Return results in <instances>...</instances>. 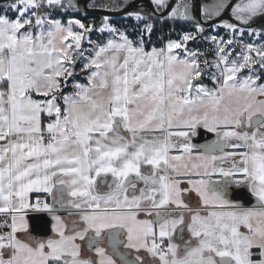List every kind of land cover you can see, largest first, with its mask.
<instances>
[{
	"label": "snow or ice",
	"instance_id": "snow-or-ice-1",
	"mask_svg": "<svg viewBox=\"0 0 264 264\" xmlns=\"http://www.w3.org/2000/svg\"><path fill=\"white\" fill-rule=\"evenodd\" d=\"M109 6L95 0L87 5ZM150 6L154 10L143 16L139 8L126 13L143 28L121 30L103 17L99 31L108 38L99 43L90 39L94 21L64 22L48 12L75 8L74 0H0V229H7L0 231V264H115L97 246L105 232L113 244L126 233L124 247L146 251L151 264H264V98L258 99L264 97V23L253 29L257 19L264 20V0L231 6L242 27L222 21L227 40L203 35L197 23L180 40L148 51L145 32L155 26L147 21L170 5L150 0ZM190 7H172L168 16L187 19ZM224 9L220 0L203 11L211 20ZM245 31L260 42H245ZM197 33L215 47L188 50ZM85 39L90 49L82 47ZM174 49H183L185 58ZM204 56L213 59L201 66ZM81 59L87 84L74 80L65 95L60 90ZM210 69L219 72L210 73L212 88L197 80ZM33 92L44 99H34ZM198 126L216 133V140L191 143L189 134L195 136ZM173 136L188 141L180 143V155L169 154L176 147ZM226 161L229 166H221ZM191 175L200 179L183 187L180 177ZM98 178L106 193L97 190ZM245 188L256 200L252 207L232 199ZM34 189L77 210L84 226L77 230L74 221L67 235L54 205L29 203ZM193 192L198 200L189 205L182 197ZM29 211L51 214L53 236L30 234ZM139 213L152 219H138ZM77 239H87L99 259L81 258ZM116 254L122 264H145L140 255L129 261Z\"/></svg>",
	"mask_w": 264,
	"mask_h": 264
},
{
	"label": "water",
	"instance_id": "water-1",
	"mask_svg": "<svg viewBox=\"0 0 264 264\" xmlns=\"http://www.w3.org/2000/svg\"><path fill=\"white\" fill-rule=\"evenodd\" d=\"M179 0H168L170 7L163 10V14L157 13L158 19L165 17L168 15V12H170L171 8L174 7V5ZM220 0H189L188 4L192 5L188 11V18H180L175 17L176 20H184L190 23L197 24L199 23L203 28L210 27L215 24H222V21H229L233 23H237L238 27H242L239 25V22L235 21L234 17L230 14L231 6H234L236 3H239L240 0H223L225 4V9L222 11V16L220 18H217L216 16H213L211 20L208 18H203V16L206 17L205 12L203 11L204 8H212L217 3H219ZM84 4V3H83ZM123 7L121 10H118L117 12H114L113 10L108 9H93L88 10L85 7H79L78 9L84 12H95L98 14L99 22L103 19V17H125L126 13L128 11L134 10V8H139L142 11V16L144 14V11L154 10L155 6H150V0H124ZM129 5H132L129 7ZM173 18V17H170ZM264 21V20H262ZM259 23V20H256V23L253 25V29L257 28V25ZM78 63V62H77ZM76 63V65H77ZM75 65V66H76ZM201 77L197 78L199 81ZM196 80L194 81L195 84ZM216 133L214 132H208L207 129L202 128L201 126L197 128V133L195 136L191 137V141L195 145H205L209 144L212 141L216 140ZM51 201L48 203L50 205H54L56 211L55 214L59 215L62 220L64 221V215L67 211H77L75 209H69L65 207H61L58 204H54L53 200V194H51ZM232 199L234 201L238 200L241 202V204L244 207H252L256 200L254 197L251 196L250 193H248L247 189L238 190L233 196ZM26 218L29 221L30 224V232L34 234H38L40 238H47L49 236H52L51 231V225L53 223L51 219V214L47 212H31L29 211L27 213ZM93 235V234H92Z\"/></svg>",
	"mask_w": 264,
	"mask_h": 264
},
{
	"label": "flooded vegetation",
	"instance_id": "flooded-vegetation-1",
	"mask_svg": "<svg viewBox=\"0 0 264 264\" xmlns=\"http://www.w3.org/2000/svg\"><path fill=\"white\" fill-rule=\"evenodd\" d=\"M188 1L189 0H179L174 5V7H177L178 5H182L183 3H188ZM92 2H93V0H74V3L77 5V7H75V8L52 9V10L55 11V13L60 14V15L56 14L57 17H54V18L63 19V17H65L67 13L68 14L70 13V15H72V18L75 17V18H79L81 20H87V19L89 20L90 19V20L94 21L96 23V27H97L100 24V23H98L99 22L98 14L95 13V12H84V11L79 10L78 8L83 6V7H85L88 10L108 9V10H113L114 12H117L118 10H121L122 7L116 8L115 4H117V3L123 4L124 0H95L96 3H106V4H109L110 6L108 8H88L87 5L89 3H92ZM230 14H231V9H230ZM63 15H65V16H63ZM54 16H55V14H54ZM221 16H222V11H221L220 15L216 16V17L220 18ZM203 18L206 19L207 16L206 17L203 16ZM108 19L113 25H115V23H117V22L120 23L119 20H122V22H133V19H135V18L134 17L128 18L127 16H125V17H108ZM160 19L174 20V21H184V20H176L174 18H170L168 15L165 16V17H162ZM258 20H259V23L257 25V28L260 26L261 23H264V21H262L261 19H258ZM192 24L196 26V24H194V23H192ZM215 25H220V24H215ZM203 78L204 77H202V80H203ZM198 127H200V126H198ZM112 179L113 178L111 177V174H107V183L108 184L112 183ZM212 179H213V181H215V180L218 179V177L217 176H213ZM112 186L115 187L114 185H112ZM139 186H143L142 183ZM97 190L100 193H106L109 190L107 184L101 182L99 180V178H98V181H97ZM129 194L131 195V193H129ZM56 195H60V194L56 193ZM51 199H52V197H51V194L49 193L48 195H46L45 201H42V202L49 203L51 201ZM85 211H88V210L85 209ZM74 221H75L77 230H79L80 228H82L84 226L83 222L80 220V216H79L78 211H71V214H70V211H67L65 213V215H64V223L67 225V228H66V234L67 235H72L73 234L72 233V224H73ZM30 234L32 236H36L37 238H40V236L38 234H34V233H31V232H30ZM93 235H94V233H93ZM52 236H53V233H52ZM184 238L185 239L188 238L186 231H185ZM41 239H43V238H41ZM116 240L117 241H122V242H117L115 244L111 243L110 240H109L108 234L105 232V233L102 234V239H100L98 241L97 246L104 248L106 254L111 256V257H113V258H115L120 264H122L121 257H120V255H117L116 253H120L126 260H129V261L134 260L137 255H135V253H133L132 249H128V248L124 247V243L123 242H126V233H122L119 236H117ZM75 242L81 245L82 254H85L87 257H89V258H91L93 260L96 259V255H93V254H96V253L94 252V249H89L87 239H85L83 241L77 239ZM177 243H181V241L178 240ZM141 256L144 258L145 264H151L152 258L150 260L147 259L145 253H143ZM97 259H98V257H97Z\"/></svg>",
	"mask_w": 264,
	"mask_h": 264
},
{
	"label": "rangeland",
	"instance_id": "rangeland-1",
	"mask_svg": "<svg viewBox=\"0 0 264 264\" xmlns=\"http://www.w3.org/2000/svg\"><path fill=\"white\" fill-rule=\"evenodd\" d=\"M48 12L49 13H51V16H52V18H54L55 16H56V14H58V13H55V11L54 10H52V9H48ZM54 14H55V16H54ZM10 15H11V13H10ZM58 15H60V14H58ZM63 16H65V15H63ZM69 18H72V15H70V13L68 14H66V16H65V19L63 20V19H61L62 21H64V22H67V20L69 19ZM73 18H75V17H73ZM55 19H57V18H55ZM75 19H79V18H75ZM81 20V19H80ZM155 20V19H154ZM164 20V19H163ZM83 22H88V21H92V20H82ZM147 22H149V23H153V21H152V19H149ZM134 23H137V24H139V27H141V28H143V24H141L139 21H137L136 19H133V22H120V23H115V25H113V26H115V27H117V28H120L121 30H123V28H124V26H128V27H130L132 24H134ZM191 27V29H188L187 31H185V32H193V31H195V25H191L190 26ZM99 28H100V24L96 27V31H93V32H91L90 33V39L93 41V42H99V43H104L105 41H106V39L108 38V33L107 32H100L99 31ZM78 30V29H77ZM184 32H180V33H178V34H176L175 35V37L173 36V38H169V40H180V38H181V36H182V34H183ZM203 35H216V36H218V38H223V39H225V40H227V39H229L230 38V32L228 31V30H225L224 28H223V26H222V24L221 25H219V27H213V26H210V27H206L205 29H204V33H203ZM203 35H201V34H199V33H197V39H196V43H195V45H192V44H189V42H187V44H186V48L188 49V50H190V51H196V50H199V51H201V52H203V49L205 48V46H207V48H208V46H211V47H215V45H210V42H207V41H203ZM243 36H244V41L245 42H253V41H255V42H260V37L259 36H257V35H255V34H249L247 31H245L243 34H242ZM169 40H167L162 46H160V47H155V48H157V49H160V48H164L165 47V45L167 44V42L169 41ZM82 47L84 48V49H90L91 47H92V45H90L89 43H88V40L87 39H85L83 42H82ZM153 47H150V49H146V50H148V51H150L151 49H152ZM207 49H205V51H206ZM235 51L236 52H239L240 51V49L239 48H235ZM172 54H174V55H178L180 58H185V56H186V53L184 52V50L183 49H174V50H172ZM87 55H89V53H85V56H87ZM200 59V61H201V66H203V60L204 59H208L209 61H211L212 59H213V57H211V56H204V57H200L199 58ZM79 62V64H78V68H77V71L76 70H74V75H73V77H70L69 78V80L67 81V83L65 84V86L64 87H69V86H71L72 85V83H73V81L75 80V81H78L79 82V80H81V79H78L77 78V75L79 74V75H84L85 73V76L87 77V75H88V73H87V71H85V72H81V69L83 68V63L85 62L84 61V59H81V60H79L78 61ZM211 72H216L217 73V75H219V72L216 70V69H210V70H208V71H206V72H204L203 74H202V76H201V78H200V80H199V82L200 83H202V84H204V85H206L207 87H209V88H212L214 85H213V82H212V80H211V75H210V73ZM243 74L244 75H247V70H244V72H243ZM239 75V74H238ZM202 77H205L203 80H202ZM195 81V80H194ZM194 81H193V83H194ZM222 82V81H221ZM261 82H264V81H261ZM61 83L62 84H64V81H63V78H61ZM79 83H81V82H79ZM196 83V82H195ZM82 84H87V79L84 81V82H82ZM64 87H62V89L64 88ZM62 89L60 90L63 94H65V95H67V94H69V93H71L73 90H70V89H66V91H65V93L62 91ZM262 98H264V97H258V99H262ZM35 99V98H34ZM41 99H44L43 97L41 98ZM62 100V99H61ZM176 129V128H175ZM175 129H173V130H175ZM122 135H125V136H128V135H130V134H128V133H125V132H123L122 131V133H121ZM192 177H196V176H189L188 178H186L187 180L188 179H193L194 180V178H192ZM182 178H184V177H180V179H182ZM183 187H184V184L182 185ZM186 186H188V185H186ZM198 198V197H197ZM193 202L194 201H191V202H187L189 205H193ZM195 203V202H194ZM203 214H205V213H202V215ZM138 219H141V220H143V219H152V217L151 216H148V215H145L144 213H139L138 214V217H137ZM242 233H246L247 232V229L246 228H244L243 226H241L240 227V229H239ZM1 231V230H0ZM7 231V230H6ZM159 242V241H158ZM149 243H151V241H149ZM133 250V253H135V255H139V252H137L135 249H132ZM254 251H258V250H254ZM113 258V257H112ZM254 258H256V257H254Z\"/></svg>",
	"mask_w": 264,
	"mask_h": 264
},
{
	"label": "trees",
	"instance_id": "trees-1",
	"mask_svg": "<svg viewBox=\"0 0 264 264\" xmlns=\"http://www.w3.org/2000/svg\"><path fill=\"white\" fill-rule=\"evenodd\" d=\"M55 17H57V15ZM63 19H65V17H63ZM119 21L122 22V20H119ZM152 21L155 26V30L151 34H149L148 32H145V40L147 41L146 49H150V47L162 46L167 40H169V38H173V36L175 37L176 34L180 32H185L188 29H191L190 26L193 25L192 23H189L187 21H174V20H165V19L164 20L163 19H155V20L152 19ZM134 24H137V23H134ZM195 43H196V40L189 42V44H192V45H195ZM205 49H208L207 46H205V48L203 49V52L207 51V50L205 51ZM78 64L79 62L75 66L76 71L78 68L77 67ZM77 78L84 80V78L79 74L77 75ZM67 88L64 87L63 90H66ZM31 95L32 97L36 99L42 98V96H39L34 92Z\"/></svg>",
	"mask_w": 264,
	"mask_h": 264
},
{
	"label": "crops",
	"instance_id": "crops-1",
	"mask_svg": "<svg viewBox=\"0 0 264 264\" xmlns=\"http://www.w3.org/2000/svg\"><path fill=\"white\" fill-rule=\"evenodd\" d=\"M86 74V73H85ZM85 74L84 75H81L83 78H84V80H79V82H84L85 80H86V76H85ZM67 88V87H66ZM67 89H70V90H73L72 89V85L71 86H69ZM63 90V89H62ZM65 91L66 90H64L63 92L65 93ZM34 98V97H33ZM36 99V98H35ZM59 103L60 104H63V100H59ZM47 122H49L47 119H45V122L44 123H47ZM173 129H175V128H173ZM173 129H171L170 131H172L173 133H175V132H179V131H187V129H184V128H176L175 130H173ZM157 135H159V133H156ZM129 136V135H128ZM189 136H190V142L192 143V141H191V134H189ZM172 141H173V143L176 145V147L175 148H173V149H171L170 150V155H180L181 153H180V151H179V145H180V143H182V142H188V141H184L182 138H179V137H176V136H173L172 137ZM234 142V141H233ZM2 143H4V141H0V144H2ZM227 151H230L231 149H226ZM225 150V151H226ZM217 155H219V153H216ZM229 164H230V162H228V161H226L223 165H221V166H224V167H228L229 166ZM191 176H195V175H191ZM214 176H216V175H214ZM189 176H185L184 178H182L181 179V181H182V185L184 184V187H187L186 185H187V179L186 178H188ZM192 178H194V180H196V179H200V177H198V176H196V177H192ZM49 193H47V192H44L42 189H40V190H36V189H34L33 191H31V192H29V194H28V201H29V203H32V204H35V203H37V201H45V197H46V195H48ZM183 199H184V201H185V203H187V202H191V201H194L193 202V205H195L196 204V202H197V200H198V198H197V196H196V194L193 192L192 194H191V196H188L187 194H185L183 197H182ZM190 204V203H189ZM185 231H186V229H185ZM187 232V231H186ZM20 238L22 239V240H25L26 242H29V243H31V240L29 239V237L28 236H25L24 234H21L20 235ZM178 240H176L175 242H177ZM95 252V251H94ZM143 253H145V255H146V258L147 259H151V257L146 253V251H144V250H140V252H139V255L141 256ZM93 255H96V254H93ZM81 258H89V257H87L85 254H82V257ZM96 259H97V256H96ZM96 259H94V260H96ZM99 259V258H98ZM114 261H115V264H120L115 258H112ZM158 263V262H157Z\"/></svg>",
	"mask_w": 264,
	"mask_h": 264
},
{
	"label": "built area",
	"instance_id": "built-area-1",
	"mask_svg": "<svg viewBox=\"0 0 264 264\" xmlns=\"http://www.w3.org/2000/svg\"><path fill=\"white\" fill-rule=\"evenodd\" d=\"M45 135L47 136V133H45ZM4 217L3 216H0V220H3ZM1 231H6L7 229H0Z\"/></svg>",
	"mask_w": 264,
	"mask_h": 264
}]
</instances>
